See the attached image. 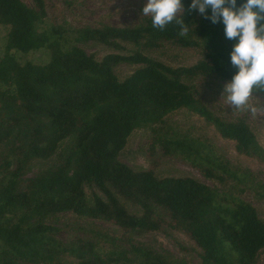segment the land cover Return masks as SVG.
<instances>
[{"label": "trees", "instance_id": "trees-1", "mask_svg": "<svg viewBox=\"0 0 264 264\" xmlns=\"http://www.w3.org/2000/svg\"><path fill=\"white\" fill-rule=\"evenodd\" d=\"M31 1L35 9L22 0H0V25L8 29L0 62V81L6 86L0 91V147L12 139L22 157L14 171L8 159H0V177L5 178L0 183V264H64L57 254L73 258L74 264H186L143 245L125 250L108 235L99 236L107 246L82 238L62 245L57 229L45 221L64 212L127 232H180L200 251L201 264H256L264 252V221L251 204L194 178H157L152 169L135 171L119 160L131 133L152 126L151 151L159 147L162 155L182 158L220 184L227 179L243 183L209 141L165 124L167 115L185 109L232 141L237 154L264 163V149L250 126L216 116L184 82L207 76L229 81L238 71L230 64L232 42L225 39L223 24H212L198 11L189 14L191 0H182L187 37L178 35L175 24L154 29L151 18L134 27L79 30L84 43L119 51L123 43L135 48L96 60L77 46L63 50L57 30L52 33L57 38L37 34L35 24L45 15V1ZM163 43L197 49L201 58L189 67H170L144 53ZM43 48L50 51L44 65L21 64L10 54ZM120 64L139 67L119 80L114 69ZM71 137L74 144L61 163L18 189L26 162L50 159ZM84 186L95 190L91 202ZM120 198L138 206L141 214L129 213ZM156 209L167 219L157 217Z\"/></svg>", "mask_w": 264, "mask_h": 264}, {"label": "rangeland", "instance_id": "rangeland-1", "mask_svg": "<svg viewBox=\"0 0 264 264\" xmlns=\"http://www.w3.org/2000/svg\"><path fill=\"white\" fill-rule=\"evenodd\" d=\"M23 3L35 9L31 0H22ZM45 15L35 24L37 34L45 33L52 35L54 30L61 33L63 37L60 44L63 50L71 46L81 48L85 53L93 55L96 60H101L109 53H126L135 48L123 43L124 50H112L94 42L84 43L78 39V31L84 28H98L103 26L112 27H134L145 25L150 16H143L142 9L147 0H44ZM8 29L0 25V62L5 56V46ZM148 57L159 61L170 67H189L194 65L200 58L199 50L194 48H181L170 43L154 50L144 52ZM10 54L21 64L31 62L36 65H44L50 59V51L46 48L27 54L19 51H11ZM139 66L120 64L114 69L119 80L125 79ZM189 84L195 96L216 116L229 122L238 120L245 121L254 132L259 145L264 149V111L253 116L249 111H238L228 105L224 97H221L225 80L215 76L197 77L184 80ZM0 81V91L5 89ZM249 103L253 105H264V93L254 92ZM166 125L182 132H189L194 137L203 141H209L216 153L227 161L232 170L244 179L243 183H237L227 179L224 184L215 180H209L202 173L191 167L184 159L162 155L159 147L151 151L153 138L152 126H142L134 130L125 148L119 155V160L135 171L152 169L157 178L166 177H190L220 191H229L240 199L251 204L259 218L264 221V163L255 158H248L237 154L234 143L222 139L215 129L197 115L181 109L170 113L164 118ZM155 127V126H153ZM74 144V138L62 141L56 153L48 160L33 158L25 163L24 170L18 181V189H23L27 179L37 174L56 167L63 161ZM18 144L10 140L0 147V159L11 162V170L19 166L22 157ZM153 153V154H152ZM248 178V181L246 179ZM5 178L0 177V183ZM88 202L92 201L94 189L84 186ZM121 203L129 213L140 215L141 209L120 198ZM156 216L167 219L162 212L155 210ZM46 224L57 229L56 238L62 245H69L71 240L82 238L99 242L100 235H108L117 239L120 248L128 250L131 245H143L154 249L157 253L168 260H183L186 264H201L200 251L194 243L184 234L164 228L160 232H127L110 223L101 220H92L79 217L71 212L50 215ZM102 245L107 246L103 240ZM56 258L64 264H74L75 260L69 256L57 254ZM18 264H30L18 262ZM135 264H139L136 262ZM256 264H264V252L260 253Z\"/></svg>", "mask_w": 264, "mask_h": 264}, {"label": "clouds", "instance_id": "clouds-1", "mask_svg": "<svg viewBox=\"0 0 264 264\" xmlns=\"http://www.w3.org/2000/svg\"><path fill=\"white\" fill-rule=\"evenodd\" d=\"M193 11L212 24L222 23L225 39L232 42L230 64L238 71L224 83L221 97L233 109L253 116L264 111V105L249 103L254 92H264V0H191L188 13ZM183 12L182 0H147L142 9L154 29L175 24L178 35L187 37L190 28L181 18Z\"/></svg>", "mask_w": 264, "mask_h": 264}]
</instances>
